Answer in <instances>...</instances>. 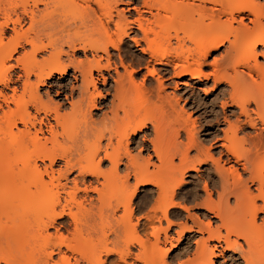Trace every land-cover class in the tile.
Segmentation results:
<instances>
[{
    "label": "bare ground",
    "instance_id": "bare-ground-1",
    "mask_svg": "<svg viewBox=\"0 0 264 264\" xmlns=\"http://www.w3.org/2000/svg\"><path fill=\"white\" fill-rule=\"evenodd\" d=\"M192 80L214 92L191 100L200 142L165 92ZM173 226L200 234L192 257L166 261ZM226 250L264 264V0H0V264H214Z\"/></svg>",
    "mask_w": 264,
    "mask_h": 264
},
{
    "label": "rangeland",
    "instance_id": "rangeland-1",
    "mask_svg": "<svg viewBox=\"0 0 264 264\" xmlns=\"http://www.w3.org/2000/svg\"><path fill=\"white\" fill-rule=\"evenodd\" d=\"M258 1L262 2L263 0H258ZM120 7H122V6H120ZM128 43L130 45L132 44L131 41H128ZM132 51L134 53H136V54L139 53L138 50H136L135 47H132ZM221 51H219V52L221 53ZM219 52L218 53L217 52L213 53L210 56L209 60H211L213 57H217L219 55ZM74 55H75L74 57H76V58H82L83 57L81 52L80 53L76 52ZM206 69H208V71L210 70V68H206ZM72 72L73 71L70 68V70L68 71V75L66 76V77H68V79L70 78ZM144 72H145V70H142V72L140 73V75L137 78L138 81H140L142 79L141 78L142 77L141 74L144 73ZM149 79L152 80V83H154V81H153L154 78L152 79L150 77ZM187 79H188V77H186V80ZM53 80H57V76L56 75L54 76ZM53 80H51V81L53 82ZM195 81L196 80H194V81L192 80L190 82L191 84L188 83V86H183L182 84H178L177 85L178 87H175V85L172 82L167 81L165 83V86H166L165 87V90H166L165 92L168 93V94L174 93L179 98V105L184 107V109L186 111H188V113L190 114L192 120L196 121L195 122V126L197 127V128L195 127L197 129V130L195 129L197 131L196 132V136L198 138V141L200 142L201 139H203L205 137V134L208 133V130L205 131V128H204L206 126V125H204V121L206 120L205 118H206L207 115L205 113H203L204 112L203 109H197V108L195 109V107L192 106L193 105L192 104V101H193L192 98L198 97L196 99L201 101V100H203L206 97V100L207 99L209 100V98L210 97L212 98V96H205L204 90L205 91H210L209 92L210 94L214 93V92L212 90H210L211 87H212V82L211 81H209L205 85H200L198 83H194ZM189 84H190V86H189ZM44 90H45V88L42 90V92ZM191 96H193V97H191ZM65 107H66V109H68V104H66ZM149 130H151V127L149 128ZM149 130H148V132H149ZM183 136H181V139L183 138ZM137 137H140V135H138ZM182 140H184V138ZM202 145L208 146V143L202 141ZM215 157H216V155H215ZM152 161L155 162L156 159L153 158ZM206 166H208V165L207 164L202 165L200 171L201 172L205 171L206 168H208ZM225 166L227 167L228 165H225ZM241 171L242 170L239 169V172L243 175L242 177L243 178L246 177L245 174L243 172H241ZM193 173L194 172H189L188 174H190V176H186L185 177V181L186 182L184 184L185 186L181 190L182 194H185V193H187V194L190 193L191 194L192 193L191 190H193L192 189L194 187L193 183H194L195 178H196L195 173H194V175H193ZM191 176H193V177H191ZM200 187H201V185H200ZM150 189H153V188L151 186H146L142 191H140L138 193L137 198L134 200V206L138 210V215L146 213L150 209V207L152 205L151 199H152L153 196L151 195ZM250 189L251 190L254 189L253 185L250 186ZM202 194H203V192H202ZM229 203L230 204L233 203V198L232 197H230V202ZM201 212L208 213V218H206V217L204 218V216L201 215L202 214ZM190 213L196 214L197 217H200V219L202 221H206L207 219H210V221H211L213 226L219 224L218 220L216 218L211 217L212 214L207 212L202 207H193V208H191ZM184 215H186V213L184 211H181V215H180L181 217L179 216L178 218H175L174 220L177 221V222H182L184 220L183 219ZM262 217H263L262 213L258 214V222L260 221L259 219L262 218ZM142 222H143V220H142ZM188 223H191V221L188 220ZM176 230H177V227L173 226L170 230H168V233H167L168 236H170V237H169L168 241L165 242L166 245L164 244V248L168 250L167 254L165 255L166 261H169L171 258H174L175 260H180L181 261V260L187 259L188 257H192L191 255L195 251V242L198 241V239L200 237V234H198V233L184 232V234L178 239V237H177V235L175 233ZM240 241L242 242V240H240ZM208 244L211 246V245L217 244V243L212 240V241H209ZM242 244H243V242H242ZM244 247H245V245H244ZM218 249H220V248L218 247ZM132 251L135 252L136 249L132 248ZM216 254L217 255L213 257L214 264H244L242 259L239 257L238 251L237 252H233L232 250H226V251L223 252V254H219L216 251ZM151 257H149L150 260H148L149 258L148 259L146 258V261H144V263H143V261H134V263L135 264H142V263L145 264L146 262L149 261V263L153 264L152 262L154 260V263L156 262V264H157L159 259H160V256L158 254H156V255H153V257H155V259H153Z\"/></svg>",
    "mask_w": 264,
    "mask_h": 264
}]
</instances>
